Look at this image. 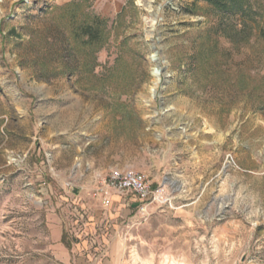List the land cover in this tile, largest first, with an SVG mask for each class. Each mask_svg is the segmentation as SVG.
<instances>
[{"label":"rangeland","instance_id":"1","mask_svg":"<svg viewBox=\"0 0 264 264\" xmlns=\"http://www.w3.org/2000/svg\"><path fill=\"white\" fill-rule=\"evenodd\" d=\"M263 29L264 0H0V264H74L108 212L135 263L264 264ZM114 169L161 201L98 194Z\"/></svg>","mask_w":264,"mask_h":264},{"label":"crops","instance_id":"2","mask_svg":"<svg viewBox=\"0 0 264 264\" xmlns=\"http://www.w3.org/2000/svg\"><path fill=\"white\" fill-rule=\"evenodd\" d=\"M114 190L119 194L126 195L125 193H122L115 189H107L104 193H108V191ZM106 197V196H105ZM102 198L101 203L102 205L106 206H112L113 202L109 201L107 198ZM124 200L122 199L121 203L124 204ZM119 214L117 212H108V213H97L95 214V217H91L92 222L97 223V225L100 227L101 234H99V237L101 238V241L97 239V236H94L92 233H90L91 236H93V244L89 247L86 244L76 245L72 248L70 247V251L72 252H78L79 254L75 257L74 260H72V263L74 264H138L135 263L132 258L127 257L123 254V246L118 241V234L114 233V228L116 227V222L119 219ZM94 226V223H90ZM87 225V226H88ZM111 226V227H110ZM109 227V228H108ZM62 232L63 229L60 231V233L57 234L56 242L62 243ZM88 248V249H86ZM69 252L68 250H66ZM84 252V253H83ZM70 259V255H69Z\"/></svg>","mask_w":264,"mask_h":264},{"label":"built area","instance_id":"3","mask_svg":"<svg viewBox=\"0 0 264 264\" xmlns=\"http://www.w3.org/2000/svg\"><path fill=\"white\" fill-rule=\"evenodd\" d=\"M107 189H115L122 193H132L139 199L150 204L152 201H161L159 189H152L149 179L142 173L131 169H114L102 179L97 187V193H104Z\"/></svg>","mask_w":264,"mask_h":264},{"label":"trees","instance_id":"4","mask_svg":"<svg viewBox=\"0 0 264 264\" xmlns=\"http://www.w3.org/2000/svg\"><path fill=\"white\" fill-rule=\"evenodd\" d=\"M197 1H205L206 3L213 5L214 7L220 9V10H226L228 7V4H230L231 0H193V2ZM261 37L264 39V29L261 31ZM62 241L65 245L70 247L71 241L66 239V234L63 233L62 235Z\"/></svg>","mask_w":264,"mask_h":264},{"label":"water","instance_id":"5","mask_svg":"<svg viewBox=\"0 0 264 264\" xmlns=\"http://www.w3.org/2000/svg\"><path fill=\"white\" fill-rule=\"evenodd\" d=\"M156 72L159 75V73L161 72V68H157Z\"/></svg>","mask_w":264,"mask_h":264},{"label":"bare ground","instance_id":"6","mask_svg":"<svg viewBox=\"0 0 264 264\" xmlns=\"http://www.w3.org/2000/svg\"><path fill=\"white\" fill-rule=\"evenodd\" d=\"M154 75H155V77H156V79H157V76H158L157 72H155Z\"/></svg>","mask_w":264,"mask_h":264}]
</instances>
